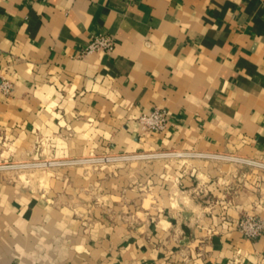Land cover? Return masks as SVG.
Here are the masks:
<instances>
[{"label":"crops","instance_id":"obj_1","mask_svg":"<svg viewBox=\"0 0 264 264\" xmlns=\"http://www.w3.org/2000/svg\"><path fill=\"white\" fill-rule=\"evenodd\" d=\"M99 34L114 49L86 52ZM2 77L6 156L66 165L0 178V264H264L236 227L264 216V168L77 161L264 162V0H0Z\"/></svg>","mask_w":264,"mask_h":264},{"label":"built area","instance_id":"obj_2","mask_svg":"<svg viewBox=\"0 0 264 264\" xmlns=\"http://www.w3.org/2000/svg\"><path fill=\"white\" fill-rule=\"evenodd\" d=\"M115 47V40L110 35L99 34L92 38L86 52H93L97 50L111 51ZM1 90L8 94L12 88V82L2 77L0 83ZM139 122L142 128L146 131H163L168 126L167 112L164 108L156 107L149 113H144L139 116ZM174 155L176 157H191L203 158L210 160H232L238 163L247 164L251 166H259L264 168V162L259 160H252L237 156H229L224 154L204 153L198 151L190 152H146V153H115V154H100V156H91L84 160H77L79 163H93V164H107V163H120L136 159H150L162 158L165 156ZM74 163V162H73ZM76 163V162H75ZM237 229L246 237L253 239L264 234V216L255 214H244L236 223Z\"/></svg>","mask_w":264,"mask_h":264},{"label":"rangeland","instance_id":"obj_3","mask_svg":"<svg viewBox=\"0 0 264 264\" xmlns=\"http://www.w3.org/2000/svg\"><path fill=\"white\" fill-rule=\"evenodd\" d=\"M1 143L2 142H0V178L3 180L16 182L17 180H22L23 174L26 177L27 174H31L40 169L46 170L48 168H58L66 165L63 161L40 160L29 157L17 159L13 156H6V151L9 149ZM14 150H9L8 153H12ZM1 153L4 154L2 155ZM76 164L78 163L76 162Z\"/></svg>","mask_w":264,"mask_h":264}]
</instances>
